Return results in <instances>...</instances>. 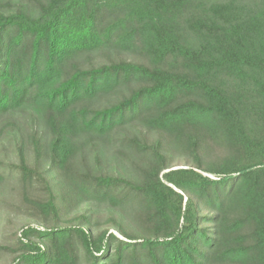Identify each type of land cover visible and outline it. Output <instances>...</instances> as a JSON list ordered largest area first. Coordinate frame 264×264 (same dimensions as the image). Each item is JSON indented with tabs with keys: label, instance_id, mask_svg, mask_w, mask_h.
<instances>
[{
	"label": "trees",
	"instance_id": "1",
	"mask_svg": "<svg viewBox=\"0 0 264 264\" xmlns=\"http://www.w3.org/2000/svg\"><path fill=\"white\" fill-rule=\"evenodd\" d=\"M0 264H264V0H0Z\"/></svg>",
	"mask_w": 264,
	"mask_h": 264
}]
</instances>
